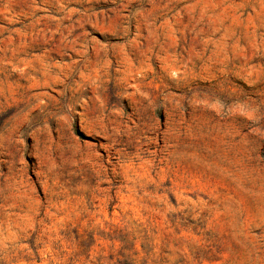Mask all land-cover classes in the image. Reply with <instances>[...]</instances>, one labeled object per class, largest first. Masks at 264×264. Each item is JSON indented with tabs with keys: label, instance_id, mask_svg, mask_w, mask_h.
Returning <instances> with one entry per match:
<instances>
[{
	"label": "rangeland",
	"instance_id": "rangeland-1",
	"mask_svg": "<svg viewBox=\"0 0 264 264\" xmlns=\"http://www.w3.org/2000/svg\"><path fill=\"white\" fill-rule=\"evenodd\" d=\"M0 264H264V0H0Z\"/></svg>",
	"mask_w": 264,
	"mask_h": 264
}]
</instances>
